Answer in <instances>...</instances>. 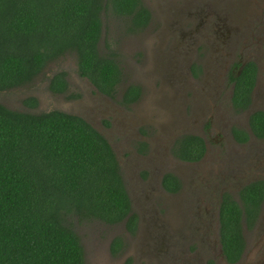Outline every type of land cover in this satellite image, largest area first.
I'll return each instance as SVG.
<instances>
[{"label": "trees", "instance_id": "16d2710c", "mask_svg": "<svg viewBox=\"0 0 264 264\" xmlns=\"http://www.w3.org/2000/svg\"><path fill=\"white\" fill-rule=\"evenodd\" d=\"M103 14L125 20L129 32H142L151 12L143 0H0V92L30 83L47 63L76 54L78 71L101 92L112 94L122 79L116 53H103ZM237 73V72H236ZM258 67L249 62L233 77L237 112L252 103ZM66 72L57 73L50 89L64 94ZM135 85L126 92H137ZM35 106L37 99L25 100ZM250 128L264 138V111L253 113ZM237 141L247 132L234 128ZM206 151L203 138L188 134L174 154L194 163ZM167 179L176 192L180 182ZM264 204V180L244 186L220 204V243L225 259L237 264ZM120 167L108 141L81 116L59 110L15 111L0 103V264H85V251L75 225L126 222L137 228ZM123 239L116 237L118 255Z\"/></svg>", "mask_w": 264, "mask_h": 264}, {"label": "rangeland", "instance_id": "374dc122", "mask_svg": "<svg viewBox=\"0 0 264 264\" xmlns=\"http://www.w3.org/2000/svg\"><path fill=\"white\" fill-rule=\"evenodd\" d=\"M239 1L241 0H143L145 6L152 12L153 18L151 25L142 32H129L124 19L114 17L111 14H103L102 20L105 29L100 44L101 50L103 53L115 52L116 60L122 69V79L118 85L117 96H120L129 84H138L144 89L142 100L130 111L131 118L140 123L147 118L160 116V112L167 113L169 116L167 123L164 120V122L157 121L158 123L163 122L160 123L162 133L157 135L159 140L162 139L160 136L164 132L170 130L174 132L185 123L191 127L195 125L197 128L203 127L210 119L209 115L213 117V120H219V117L222 116V121H224L222 124L236 128V125L245 123L251 112L264 109V71L260 73L259 90L258 93L254 94L256 97L257 94L259 96L255 99L251 111L237 112L234 107L230 109V86L226 82V74L223 75L221 69L225 64L223 65L219 60L221 65L215 66V62H213L215 56L210 48H213L212 33L215 29L214 25L223 24L220 20L226 21L227 26L230 19L245 17L246 13L242 11L248 8V4H250L251 9L254 8L255 15L252 16V20L259 17L264 20V16H261L264 13L262 11L264 10V3L259 6L260 0H244L241 3ZM239 7L241 8L238 11ZM200 20L203 21V25L206 24L211 27H206L203 31ZM248 20H244L243 23ZM254 25L256 26V24ZM233 26H236L237 29L240 28L236 24ZM253 27L247 37L252 35ZM245 28L247 27H242L241 31ZM220 31L224 36V31ZM226 34L229 41L227 31ZM241 45L245 46L247 52L253 49L248 41L242 42ZM228 50L229 47L223 50L225 58L229 53ZM202 66H205V70H207L204 76H202ZM216 67L219 69L216 70ZM63 71L67 73L68 89L64 94H56L50 89L51 80L57 73ZM196 72H199L200 76H196L195 79L193 73L197 74ZM208 82L214 83L217 89L209 92V95L206 88ZM92 92L93 86L89 81L81 78L79 74L77 55L73 53L47 63L42 72L30 83L13 90L0 92V103L20 112L42 113L59 110L75 114L94 123L97 128L102 115L101 111L113 105L120 108V105L117 101L105 99L104 106H100L97 110L96 102L99 101L91 97L90 93ZM154 92H158L156 97ZM32 97L37 99L35 106L25 103V100ZM162 97L163 101L158 102V98ZM141 126L147 129L153 127L154 123L145 122L139 127ZM103 131L105 130L103 129ZM186 133L190 132L186 131ZM191 133L198 135L201 132L196 129ZM226 134H228V130ZM212 135L215 137L214 133ZM155 136L156 134L153 135V137ZM117 142L118 140L113 141L114 144ZM222 147L224 148V152L221 153L222 157L217 159L212 166L220 167L224 164L225 171L235 170L236 165L240 164L239 162L245 154H254L248 149L245 150L242 157L234 154L230 149L236 150L237 148L232 143L228 147L223 144ZM238 156L240 159L235 162L234 159L236 160ZM233 174L241 175L244 172H233ZM188 175V187L184 200H177L179 203L172 202L175 205L173 209L176 213L187 212L188 206L191 204L185 202L194 201L197 197L192 188V172H188ZM235 183L237 184V181ZM235 194L234 196H236ZM138 205L139 207H136L138 212L136 211V213L141 210L144 218L149 217L147 214L148 207L143 203V200L139 199ZM181 205H185L184 209ZM169 214L170 211H167L164 216H169ZM192 216L195 215L190 213V217ZM148 224L149 222L144 223L142 232L143 230L145 232L141 233L142 237L137 234L131 241L122 224L109 226L100 221H84L76 224L75 229L85 251V264H111L115 262L111 257L112 251L109 245L115 234L121 235L117 237H122L126 246L131 244L129 255L127 248V258L135 257L133 251L136 250L135 264H148V251L151 248L152 240L143 237L144 234L151 231L147 226ZM160 225L164 224L160 223ZM245 237L247 254L241 264H264V221L259 222L258 219L252 230L245 227ZM136 242L137 247L132 251Z\"/></svg>", "mask_w": 264, "mask_h": 264}, {"label": "flooded vegetation", "instance_id": "af4514ba", "mask_svg": "<svg viewBox=\"0 0 264 264\" xmlns=\"http://www.w3.org/2000/svg\"><path fill=\"white\" fill-rule=\"evenodd\" d=\"M243 1L244 0H241L239 3ZM263 3L264 0H260L258 5L261 6ZM240 8L241 7L238 8V11ZM253 11L254 8L251 9L250 4H248V8L242 11L246 13L245 17L230 19L227 26L226 21L223 20H220L223 22V24L220 25L221 27L219 25H214L215 29L212 33L213 48L210 47L216 57L213 59L215 66L221 65V63H223V65L225 64L221 69L222 73H224L223 75L226 74V82L228 86H230V109H233L232 98L235 88V82L232 80L233 77L239 76L243 68L249 62H254L257 65L258 73L256 84L253 89L252 103L247 110L242 111L244 113L252 109L255 99L259 96V94H257L256 97L254 94L258 93L260 73L264 71V20H261L260 17L252 20V16L255 15ZM261 16H264V13L261 14ZM152 18L153 16L151 17L149 26L151 25ZM244 20L248 21L243 23ZM200 24L203 31L206 27H211L206 24L203 25L202 20H200ZM234 24L238 25L240 28L237 29L236 26H233ZM254 24H256V26ZM252 26H254V31L252 35L250 34L247 37ZM242 27L247 28L241 31ZM220 30L224 31V36ZM225 30L228 33L229 41L227 40ZM207 32H209V29H207ZM247 41L253 48L248 52L245 46L241 45L242 42ZM228 47L229 53L225 58L223 50ZM202 58L203 56L201 59ZM219 60H221V63ZM215 69L218 70L219 68L216 67ZM202 71V76H204V73L206 74L207 72L205 66H202ZM199 72H196L197 74L193 73L195 79L196 76H200ZM81 78L89 81L86 77L81 76ZM90 84L93 86V92L90 93L91 97L99 101L96 102L97 110L100 106H104L105 99L117 101L120 105V108L113 105L101 111L102 115L100 116V120L98 119L97 128L94 123L84 118L108 141L115 152L120 167V174L122 175L125 189L131 200V213L137 215V228L134 233L127 230L125 221L117 225L122 224L124 226L131 241L137 234L142 237L141 233L145 232V230L142 232L144 223L149 222L147 226L151 231L143 235L145 239L152 240V244L150 245L151 248L148 251V264H230L223 255L222 245L220 243V204L225 193L234 195V193L239 192L244 186L259 180H264V138L256 137L249 123V119L253 113L264 111V109L251 112L252 114L250 113V115L247 116L245 123L236 125L237 129L248 133L249 138L245 142L236 140L237 138H235L233 134V129L235 127L232 128L222 124V122H224L222 121V116L219 117V120H213L211 115H209L210 119L203 127L200 126V128H197L196 125L191 127L188 123H185L181 127H178L177 130H174V132L172 130L164 132L163 135L160 136L162 139L159 140L157 135L162 133L160 123L164 121L166 123L168 122L169 116L167 113L160 112V116L147 118V120L141 123L138 120H133L130 116L131 109L142 100L144 94V89L140 85L129 84L121 95L117 96L119 92L118 87L112 94H106L98 90L91 82ZM132 85L139 88L137 96H135L137 94L136 91L131 92L130 95H126L128 87ZM206 88L208 89V95L209 92L217 90L215 84L209 82L206 83ZM156 93L154 92L155 97L157 96ZM160 94L159 92V95ZM162 101L163 97L158 98V102L161 103ZM171 102H173V100H171ZM157 121L163 122L158 123ZM145 122L149 124L154 123V126L147 129L143 126L139 127ZM99 126H101V128H99ZM103 129L105 131H103ZM196 129L201 133L198 135L191 133ZM227 130L228 134H226ZM186 131L190 133H186ZM213 133L215 137L212 135ZM154 134H156L155 137H153ZM188 134L200 136L203 138L206 145L204 156L194 163L183 161L174 154L176 143L182 139L184 135ZM114 140H118V142L114 144ZM230 143L237 148L236 150H233V148L230 149L234 154L241 155L242 157L246 149L251 150V153L254 152V154H245L242 157L244 160L242 161L241 158L240 164L236 165L235 170L225 171L226 168L223 167L224 164L220 167L212 166L217 159L222 157L221 153L224 152L222 145L226 144V147H228ZM239 159L240 156H238L236 160L234 159V161L237 162ZM207 165H209V168ZM188 172H192V188L194 189L195 196L197 194V197L194 201L191 200L192 202H185L186 204H191L188 206L189 209L187 212L183 213V211H180L176 213L173 209L175 206L174 203H179L177 200H184L188 187ZM233 172H244V174L236 175L233 174ZM169 175L176 176L180 182V188L176 192L172 191L173 187L170 185L168 179L166 181L167 185H165V179ZM234 180L237 181V184ZM139 199L143 200V203L148 207L147 214L149 217H146L147 219L144 218L145 216L141 210L139 213H136V207H139ZM172 202L174 203L172 204ZM182 206L183 205H181V207ZM167 211H170L169 216H164ZM190 213L195 216L190 217ZM162 217H166L167 219ZM260 221H264V204L259 216V222ZM160 223L164 225H160ZM117 236L121 235L115 234L110 241L109 245L111 251L112 241ZM130 247L131 244L126 246L123 240L121 252L118 255L112 252V254L110 253L111 257L115 260V262L111 264H135L137 258L135 252L137 242L132 248V251L135 250L133 251L135 257L130 256V258H127L131 253ZM127 248L129 250L128 255H126ZM246 251L247 248H245L237 264H241L247 254Z\"/></svg>", "mask_w": 264, "mask_h": 264}]
</instances>
